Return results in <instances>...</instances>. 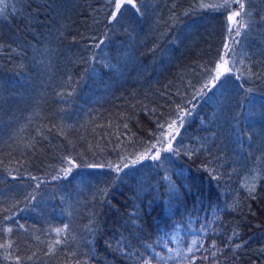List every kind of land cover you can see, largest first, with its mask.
<instances>
[{
    "label": "trees",
    "instance_id": "16d2710c",
    "mask_svg": "<svg viewBox=\"0 0 264 264\" xmlns=\"http://www.w3.org/2000/svg\"><path fill=\"white\" fill-rule=\"evenodd\" d=\"M134 2L0 7V264H264V0Z\"/></svg>",
    "mask_w": 264,
    "mask_h": 264
},
{
    "label": "snow or ice",
    "instance_id": "6c2138e0",
    "mask_svg": "<svg viewBox=\"0 0 264 264\" xmlns=\"http://www.w3.org/2000/svg\"><path fill=\"white\" fill-rule=\"evenodd\" d=\"M4 0H0V3H3ZM112 3H114L115 5V10L114 12L111 14V18L112 20H116L117 19V14L121 13V8L123 7V5L125 3L131 5L133 8H136V3L134 2V0H119V2H117V0H112ZM232 3H238L239 4V10L236 11H232L230 15H228L227 19L231 22V24L233 25V27H230L228 29L229 34H233L234 32V36H233V43H235V37L236 36H240L241 35V28L246 27L247 25L243 22V20H238L237 17H241L242 13L245 10V4L243 2V0H225V3L223 5H210V7H214V8H230ZM201 7H205V5H201ZM139 9H137L138 11ZM225 48V53L224 56L221 57L220 62L217 63V66L214 70H209L210 73L211 72H215V75H210L209 79L212 82V87H217V83L218 81H221V77L225 74V73H229L231 71V68L229 67V60L225 59L226 56L229 55V53L232 51V49L230 48L229 44L226 43L224 45ZM204 89H208L209 91L211 89L208 88V85L205 84ZM204 89H201L200 91V95H204ZM183 114V115H182ZM184 115H190V113H187L184 109H179L178 111V120H172L171 122H169L167 124V130L164 132L160 133V136L157 137V141L156 144L151 145V149H156L154 154L149 155L148 153L151 152V149L148 150V152H146L145 154L141 155L140 157H138L137 159H134L132 161V164L135 165L136 163L139 162V160L142 159H146V158H150L152 160H159L160 159V152L161 149L163 151H170V152H176L177 150L173 148V144L172 141L175 139V134H178L179 132V128L183 126L184 124ZM161 128H164V125H160ZM175 133V134H174ZM165 138L167 139V143H165ZM157 145H160V148H157ZM73 162L71 160H69V164H72ZM89 167H93L92 165H90ZM108 167H113L112 165H108ZM129 167L128 164H123V168H127ZM114 170L119 172L122 170L121 165L117 164L114 166ZM62 171L65 172H71V168L68 169H62ZM37 187H39V185H37ZM170 190L172 191H177L176 189V185L170 184ZM249 191H254V185L252 188L249 189ZM66 229H56L55 231L57 232V234L59 235L60 233L64 232ZM6 231L8 233H11L12 229L11 228H7ZM56 243H60L59 240L56 241ZM195 243V242H194ZM0 247H11L10 244H0ZM213 247H215V245H213ZM237 247H239V245H237ZM189 251H191V249H189ZM144 264H149L148 261H145Z\"/></svg>",
    "mask_w": 264,
    "mask_h": 264
},
{
    "label": "rangeland",
    "instance_id": "374dc122",
    "mask_svg": "<svg viewBox=\"0 0 264 264\" xmlns=\"http://www.w3.org/2000/svg\"><path fill=\"white\" fill-rule=\"evenodd\" d=\"M6 4V0H4V2L3 3H0V7H2L3 5H5ZM238 18V17H237ZM231 23V22H230ZM231 27H233V25L231 24ZM226 51V50H225ZM225 51H224V53H225ZM223 56H224V54H223ZM227 57V56H226ZM226 57H225V59H226ZM217 83V82H216ZM211 87H212V84H211ZM181 128V127H180ZM180 128H179V130H180ZM175 134V133H174ZM168 139V138H167ZM167 143V142H166ZM166 152H170V151H163L162 149H161V152H160V155L161 154H163V153H166ZM74 164L72 163L71 164V166H73Z\"/></svg>",
    "mask_w": 264,
    "mask_h": 264
}]
</instances>
